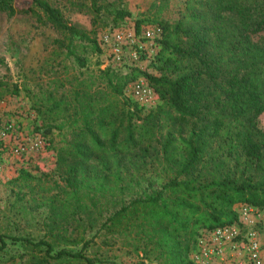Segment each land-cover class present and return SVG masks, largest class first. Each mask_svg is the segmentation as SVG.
Segmentation results:
<instances>
[{
    "label": "trees",
    "instance_id": "16d2710c",
    "mask_svg": "<svg viewBox=\"0 0 264 264\" xmlns=\"http://www.w3.org/2000/svg\"><path fill=\"white\" fill-rule=\"evenodd\" d=\"M0 11L63 33L79 69L32 93L40 129L61 137L57 191L38 197L49 225L41 237L0 233V251L9 241L31 264H107L87 255L103 236L155 264H195L198 238L238 223V205L264 211V46L251 39L264 30V0H185L175 21L159 12L138 19L137 32L162 29L160 48L126 72L87 70L84 54H102L98 41L45 0H0ZM114 12L115 21L129 15ZM76 37L86 42L81 52ZM139 78L159 101L147 113L126 95ZM70 224L76 235L64 236Z\"/></svg>",
    "mask_w": 264,
    "mask_h": 264
},
{
    "label": "rangeland",
    "instance_id": "374dc122",
    "mask_svg": "<svg viewBox=\"0 0 264 264\" xmlns=\"http://www.w3.org/2000/svg\"><path fill=\"white\" fill-rule=\"evenodd\" d=\"M45 1L58 9L69 25L96 41L105 31H131L138 19L153 18L158 12L161 19L175 21L179 18V13L184 11L185 2V0ZM91 1L99 7V11L92 10ZM104 7L108 10L106 11ZM117 10L129 15L122 21H115L113 13ZM147 26L152 25H143L141 29ZM65 38L63 33L51 25L37 22L35 16L20 14L10 16L7 12L0 11V129L5 124L13 127V130L0 137V233L41 237L45 234L44 225H49L48 220L44 222L48 216V209L38 203V197L42 189L47 194L57 191H50V188L54 187L59 179L53 148L59 147L61 137L54 129L51 132L45 129V132H48L47 136L44 135V129H40V119L32 109V93H36L38 87L50 86L54 78L64 77L65 73L70 75L79 70L74 58L66 55ZM251 39L264 46V30L252 35ZM74 45L77 46L76 50L81 52L86 42L76 37ZM84 58L87 70H92L97 64L101 65L103 55L88 53L84 54ZM149 62L127 67L121 64L119 70L126 72L128 67L143 69ZM158 103L157 98L155 106ZM155 106L138 107L147 113ZM258 125L264 130V114L258 118ZM186 126L183 128H187ZM35 139L42 141L40 148L33 146ZM261 214L255 229L259 233L264 249V211H261ZM70 225L60 227V231L63 228L67 229V232L62 231L64 236L76 235L75 224ZM85 235L89 240L94 232ZM7 243L8 248L0 251V264H31L29 257L23 255L26 252L25 248L10 245L9 241ZM62 247L73 250L79 249L80 246L61 244L60 248ZM88 249L89 257L106 260L107 264H155L141 253H135L103 236L93 238Z\"/></svg>",
    "mask_w": 264,
    "mask_h": 264
},
{
    "label": "built area",
    "instance_id": "2783aa9c",
    "mask_svg": "<svg viewBox=\"0 0 264 264\" xmlns=\"http://www.w3.org/2000/svg\"><path fill=\"white\" fill-rule=\"evenodd\" d=\"M161 38L162 29L156 25L147 26L140 33L135 29L103 32L98 38L103 55L100 69L150 61L160 48ZM127 96L144 108L155 106L157 101L155 92L143 78L128 84ZM11 130L10 124L3 125L0 137ZM41 144L40 139L33 142L36 148ZM236 211L238 223L201 234L191 254L195 264H264V249L255 229L261 211L246 204L238 205Z\"/></svg>",
    "mask_w": 264,
    "mask_h": 264
}]
</instances>
